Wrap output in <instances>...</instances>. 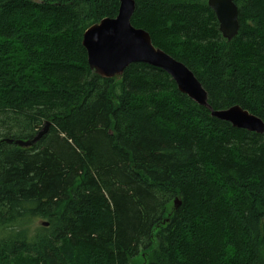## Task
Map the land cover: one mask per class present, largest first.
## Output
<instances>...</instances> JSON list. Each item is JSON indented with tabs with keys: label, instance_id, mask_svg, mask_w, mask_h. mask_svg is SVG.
Returning <instances> with one entry per match:
<instances>
[{
	"label": "trees",
	"instance_id": "trees-1",
	"mask_svg": "<svg viewBox=\"0 0 264 264\" xmlns=\"http://www.w3.org/2000/svg\"><path fill=\"white\" fill-rule=\"evenodd\" d=\"M134 1L132 26L212 110L264 122V0H233L231 42L207 0ZM118 9L0 0V264H264V134L211 117L149 65L93 74L83 34ZM46 123L30 148L6 142Z\"/></svg>",
	"mask_w": 264,
	"mask_h": 264
},
{
	"label": "water",
	"instance_id": "water-1",
	"mask_svg": "<svg viewBox=\"0 0 264 264\" xmlns=\"http://www.w3.org/2000/svg\"><path fill=\"white\" fill-rule=\"evenodd\" d=\"M207 6L217 19L222 37L231 42L240 28L238 9L233 0H207ZM134 11V0H119L115 18H104L84 32L82 46L93 74L103 79H112L121 77L132 64L149 65L165 72L181 94L198 106L210 110L211 117L238 130L264 134V122L238 105L224 110H212L207 102V93L194 74L183 63L154 47L148 32L132 26ZM48 127L49 123H46L32 140L6 142L19 148H30L48 131ZM174 205L178 206L179 202L175 200ZM43 225L47 226L46 223Z\"/></svg>",
	"mask_w": 264,
	"mask_h": 264
},
{
	"label": "rangeland",
	"instance_id": "rangeland-1",
	"mask_svg": "<svg viewBox=\"0 0 264 264\" xmlns=\"http://www.w3.org/2000/svg\"><path fill=\"white\" fill-rule=\"evenodd\" d=\"M44 224V221H36L34 223H32L30 226H29V233H33L39 226H43ZM5 234V232H3L2 230H0V236L3 237ZM145 259L141 256L133 259V260H130L129 264H145Z\"/></svg>",
	"mask_w": 264,
	"mask_h": 264
},
{
	"label": "bare ground",
	"instance_id": "bare-ground-1",
	"mask_svg": "<svg viewBox=\"0 0 264 264\" xmlns=\"http://www.w3.org/2000/svg\"><path fill=\"white\" fill-rule=\"evenodd\" d=\"M172 80V79H171ZM173 81V80H172ZM199 82V81H198ZM200 83V82H199ZM201 85V84H200ZM202 86V85H201ZM186 96V95H185ZM191 100V99H190ZM192 101V100H191ZM193 102V101H192ZM207 109V108H206Z\"/></svg>",
	"mask_w": 264,
	"mask_h": 264
}]
</instances>
